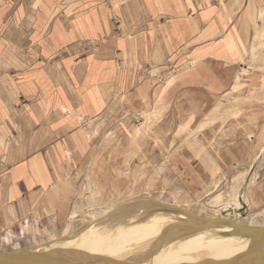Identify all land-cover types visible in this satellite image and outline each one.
<instances>
[{"label": "crops", "instance_id": "1", "mask_svg": "<svg viewBox=\"0 0 264 264\" xmlns=\"http://www.w3.org/2000/svg\"><path fill=\"white\" fill-rule=\"evenodd\" d=\"M262 13L264 0H0V243L62 218L90 177L117 197L131 158L129 178L102 180L112 191L90 170L119 152L120 127L152 132L148 154L187 188L248 161L264 72L241 68L264 69Z\"/></svg>", "mask_w": 264, "mask_h": 264}, {"label": "rangeland", "instance_id": "2", "mask_svg": "<svg viewBox=\"0 0 264 264\" xmlns=\"http://www.w3.org/2000/svg\"><path fill=\"white\" fill-rule=\"evenodd\" d=\"M260 16L263 19L264 13ZM250 66L251 68L259 67V71L264 72V69L260 68L262 66L255 65V62H251V64L243 62L241 69H249ZM262 84L264 85V81ZM142 119L141 115L136 114L131 124L133 127L140 125ZM141 129L142 126L134 127V129L129 128V134L124 127H120L119 152L105 149L103 160H101L104 167H94L90 170V175L105 176L103 179H99L100 182L111 177L107 173H113L112 170L120 171L122 176L129 178V173L126 174L129 166L127 164L123 166L122 160L131 158L133 180L123 182L121 192H116L117 197H112V194L115 193H112L113 187L111 183H108V180L102 181L104 183L101 184L103 187L105 186L106 191H112L106 193L102 192L103 188L97 185L96 177H90L89 184H80V194L76 196V200L69 203L68 207L65 206L62 218H52V213H50L47 219L41 220L35 217L29 222H24L21 231L19 228L10 231L12 237L9 235V241L0 243V252L33 250L35 247L50 243L52 240L77 234L80 230L92 224L93 219L104 218L110 212H118L119 209L134 206L137 202L147 200L161 204V206L164 203L176 204L199 214L203 218L221 216L224 209L233 208V212L227 214L226 217L252 228L264 226V139L258 138L254 141L257 148L248 161H245L242 165L226 168L219 175L213 177L208 186L198 188L197 185L196 188L191 189L186 187L185 175L178 177L171 172L169 174L160 172L162 160L159 158L154 160V157L148 154L150 151L154 153L156 150L150 146L149 136L152 132L147 131V133H144ZM262 131V137H264V125ZM127 137H130V140H127ZM127 142H130L131 150L122 147L123 145L126 146ZM254 142L253 144H255ZM145 146H148V148L146 149ZM118 159L122 162L121 168L106 166L114 163L112 160L118 163ZM151 161H155L156 164H150ZM152 169L154 172L150 173ZM119 194L122 195L118 196ZM239 198L245 203L244 207ZM152 202L150 204H154ZM128 212L118 213L115 216L116 220L122 221L123 216ZM154 218L163 217L153 214L138 219L134 224L119 225L115 229L133 227L138 223H146ZM166 219L164 223L168 222ZM195 221L196 219H194ZM172 251L177 252L178 255L181 252L176 248Z\"/></svg>", "mask_w": 264, "mask_h": 264}, {"label": "bare ground", "instance_id": "3", "mask_svg": "<svg viewBox=\"0 0 264 264\" xmlns=\"http://www.w3.org/2000/svg\"><path fill=\"white\" fill-rule=\"evenodd\" d=\"M151 202L140 201L118 212H110L104 218L93 219L92 224L77 234L52 240L35 247L32 252L78 259L70 264H113L101 259L108 256L122 264H211V261L222 262L226 258L240 256L252 244L250 236L242 235L226 220L233 208L224 209L222 221H213L206 227L186 228L188 223L202 221L195 218L194 222V218L179 205L164 203L161 206ZM125 211L129 212L122 221L116 220L115 216ZM153 214L163 218L115 229L119 225L134 224L138 219ZM165 218L168 220L166 223ZM175 248L181 250L180 255L172 251ZM262 253L264 255V240Z\"/></svg>", "mask_w": 264, "mask_h": 264}, {"label": "water", "instance_id": "4", "mask_svg": "<svg viewBox=\"0 0 264 264\" xmlns=\"http://www.w3.org/2000/svg\"><path fill=\"white\" fill-rule=\"evenodd\" d=\"M242 206L244 207L245 203L241 201ZM166 205H170L169 203H165ZM164 205V204H163ZM173 205V204H172ZM174 206V205H173ZM183 208V207H181ZM184 209V208H183ZM187 214H189L192 218L200 219L202 222L198 223H188L186 228H194L198 227H206L213 221H222L224 220L223 216L225 211L221 214V216H213L210 218H203L197 213H193L187 209L184 210ZM230 224H232L235 229L240 231L242 235L250 236L252 238L251 246L240 256H234L230 258H226V260L222 262L211 261V264H264V255L262 253V242L264 240V226L260 227H250L243 225L241 223L235 222L232 219H226ZM104 261L111 262L113 264H122L114 257H102ZM78 261L76 257H65L58 258V256H47L45 254H41L38 252H32L30 249L21 250L19 252H0V264H70V262ZM202 262L198 261L197 263ZM84 264V263H79Z\"/></svg>", "mask_w": 264, "mask_h": 264}]
</instances>
